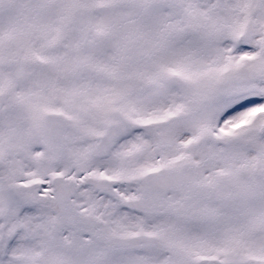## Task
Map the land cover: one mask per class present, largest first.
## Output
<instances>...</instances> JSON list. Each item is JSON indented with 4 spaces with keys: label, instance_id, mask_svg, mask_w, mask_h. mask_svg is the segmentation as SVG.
Masks as SVG:
<instances>
[{
    "label": "snow or ice",
    "instance_id": "6c2138e0",
    "mask_svg": "<svg viewBox=\"0 0 264 264\" xmlns=\"http://www.w3.org/2000/svg\"><path fill=\"white\" fill-rule=\"evenodd\" d=\"M0 264H264V0H0Z\"/></svg>",
    "mask_w": 264,
    "mask_h": 264
}]
</instances>
